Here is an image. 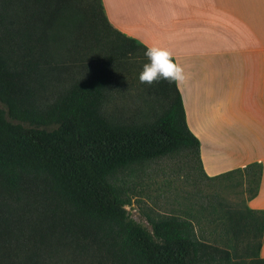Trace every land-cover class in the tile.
<instances>
[{"label":"trees","instance_id":"trees-1","mask_svg":"<svg viewBox=\"0 0 264 264\" xmlns=\"http://www.w3.org/2000/svg\"><path fill=\"white\" fill-rule=\"evenodd\" d=\"M90 1L86 26L94 40L95 21L112 30V53L66 81L57 51L65 39L73 41L75 25H85L74 18L73 0H0V258L5 264H264L260 211L247 207L250 230L259 235L247 261L231 251L220 257L219 247L196 236L190 213L150 218V226L129 216L117 173L182 148L200 162V143L186 124L176 81L156 83L165 105L152 119L129 123L104 115L111 75L113 82L127 55L147 48L109 23L101 0ZM60 79L66 84L42 102ZM234 172L246 176L249 198L256 195L258 163L206 176ZM207 208L210 220H227V232L239 228L240 211L220 200Z\"/></svg>","mask_w":264,"mask_h":264},{"label":"crops","instance_id":"crops-1","mask_svg":"<svg viewBox=\"0 0 264 264\" xmlns=\"http://www.w3.org/2000/svg\"><path fill=\"white\" fill-rule=\"evenodd\" d=\"M101 2L114 28L183 69L176 84L204 174L260 164L247 206L264 214V0Z\"/></svg>","mask_w":264,"mask_h":264},{"label":"rangeland","instance_id":"rangeland-1","mask_svg":"<svg viewBox=\"0 0 264 264\" xmlns=\"http://www.w3.org/2000/svg\"><path fill=\"white\" fill-rule=\"evenodd\" d=\"M90 4V0H73L74 18H83L85 25L81 28L75 25L73 41L65 39L66 44H62L57 51L67 65L61 74V78L66 81L69 77L77 76L81 70L91 67L103 55L112 53L110 46L116 38L112 30L102 20L95 21L99 39L94 40L91 37L92 31L86 26L91 21H86L84 11L90 16ZM66 32L63 30L62 34ZM146 63L148 59L145 51L138 48L134 54L127 55L125 71L119 69L113 82L111 75L103 106L106 117L111 120L114 117L121 122H141L152 119L163 109L165 103L155 92L156 83L148 86L139 81V73ZM65 84L62 79L55 82L42 94L41 101H51L56 91ZM114 181L128 200L126 209L129 216L141 224L150 226V218L190 213L196 236L207 244L219 247L220 257L225 255V251H231L233 258L247 261L256 250L259 235L254 236L250 230L253 224L251 214L247 212L250 192L246 176L241 173L234 172L228 177L210 179L204 174L195 153L182 148L170 155L120 171ZM209 200H220L240 211L242 219L235 233L226 231L225 218L210 220L209 208L206 209ZM11 204L15 205L14 202ZM258 216L263 220L264 214ZM5 260L0 258V264H5ZM79 264L84 263L79 260Z\"/></svg>","mask_w":264,"mask_h":264},{"label":"clouds","instance_id":"clouds-1","mask_svg":"<svg viewBox=\"0 0 264 264\" xmlns=\"http://www.w3.org/2000/svg\"><path fill=\"white\" fill-rule=\"evenodd\" d=\"M148 63L139 73L141 84L152 86L161 80L178 82L183 76V69L173 63L171 53L165 48L148 47L145 51Z\"/></svg>","mask_w":264,"mask_h":264}]
</instances>
